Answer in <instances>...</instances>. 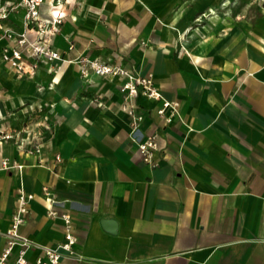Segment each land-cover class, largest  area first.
<instances>
[{
  "label": "crops",
  "instance_id": "obj_1",
  "mask_svg": "<svg viewBox=\"0 0 264 264\" xmlns=\"http://www.w3.org/2000/svg\"><path fill=\"white\" fill-rule=\"evenodd\" d=\"M18 3L0 0V130L11 135L0 160L24 164L0 169V251L23 188L34 198L20 232L33 243L64 240L52 198L73 214L75 253L60 264H264V0H64L49 38L64 59L39 60L32 76L3 58L18 46L6 29L37 38ZM53 11L45 0L42 15ZM84 56L150 76L176 102L171 119L162 99L124 92L126 76L83 73ZM130 106L139 138L158 135L156 166ZM41 252L29 248L28 264Z\"/></svg>",
  "mask_w": 264,
  "mask_h": 264
},
{
  "label": "built area",
  "instance_id": "obj_2",
  "mask_svg": "<svg viewBox=\"0 0 264 264\" xmlns=\"http://www.w3.org/2000/svg\"><path fill=\"white\" fill-rule=\"evenodd\" d=\"M45 0H19L20 5L25 8L24 20L28 27L34 28L37 33V38L32 40L27 31L14 32L11 29H6L5 35L9 38H15L18 46L9 48L5 47L3 51V58L10 63L18 73L21 75L32 76L36 73L39 60L46 61H62L64 59L62 53L52 47L49 43L51 35L56 34L60 29V24L64 19V11L60 8L64 0H52L54 11L48 17L41 13V6ZM15 7V6H13ZM12 7V8H13ZM9 8L7 5L0 6V19L7 18ZM73 44L70 45V48ZM32 58V59H28ZM78 62L81 65L82 72L86 73L89 68L93 69L97 74H118L127 77V81L122 85V90L127 94L136 96L139 93L155 99H162V106L158 109L160 114L165 115L166 110L171 108V115L175 112L176 102L165 98L162 92L154 85L153 79L150 76L138 75L131 70L120 65H113L108 62L92 59L87 56L81 57ZM59 68L58 66L55 67ZM54 68V69H55ZM127 111L133 115L132 131L133 137L138 141L139 151L147 163L156 166L157 162L154 159L155 152L159 148L157 133L148 134L142 138L136 134L139 130L138 120L142 118L141 115L134 113V109L126 107ZM1 120V116H0ZM11 135L0 130V144ZM40 147L36 148L40 152ZM60 158V156H57ZM24 164L12 160L8 157H2L0 160V169L10 170L17 168L22 170ZM46 193H49L48 188L44 187ZM34 198L32 192H28L21 188L18 195L17 208L12 215L10 227L6 230L5 236L7 238L6 246L0 251V264H28L26 257L27 250L31 247H40L41 253L36 257L34 264H60L64 252L74 254V244L77 241V236L73 230V214L70 210H60L59 207L64 203L63 200L52 198L50 200V207L48 208V215L61 217L65 224L64 240L58 246H39L26 235L20 232V226L26 221L29 212V202ZM18 246L16 256L14 251Z\"/></svg>",
  "mask_w": 264,
  "mask_h": 264
},
{
  "label": "water",
  "instance_id": "obj_3",
  "mask_svg": "<svg viewBox=\"0 0 264 264\" xmlns=\"http://www.w3.org/2000/svg\"><path fill=\"white\" fill-rule=\"evenodd\" d=\"M103 225L111 231H115L117 227V221L112 218H104L102 219Z\"/></svg>",
  "mask_w": 264,
  "mask_h": 264
}]
</instances>
